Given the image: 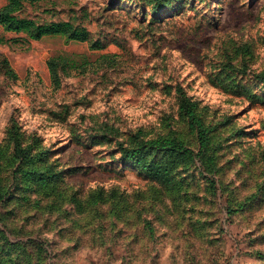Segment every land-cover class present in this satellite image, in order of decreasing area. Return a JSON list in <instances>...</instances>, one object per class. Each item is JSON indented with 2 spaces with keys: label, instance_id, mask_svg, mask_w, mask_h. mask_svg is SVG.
Returning <instances> with one entry per match:
<instances>
[{
  "label": "rangeland",
  "instance_id": "rangeland-1",
  "mask_svg": "<svg viewBox=\"0 0 264 264\" xmlns=\"http://www.w3.org/2000/svg\"><path fill=\"white\" fill-rule=\"evenodd\" d=\"M18 15L104 46L0 27V264H264V0H35ZM14 131L37 154L19 173ZM159 138L190 150L169 183L123 159Z\"/></svg>",
  "mask_w": 264,
  "mask_h": 264
},
{
  "label": "trees",
  "instance_id": "trees-1",
  "mask_svg": "<svg viewBox=\"0 0 264 264\" xmlns=\"http://www.w3.org/2000/svg\"><path fill=\"white\" fill-rule=\"evenodd\" d=\"M35 0H6L5 4L0 7V27L6 31H14L17 33H25L28 38L39 39L43 35H61L66 39L85 41L92 49H99L104 45L100 40H93L90 32L83 27L74 25L70 21H45L43 23L37 22L31 18L21 17L18 12L21 11L26 2L32 3ZM160 3L154 4L152 8H157ZM115 55H106L111 61V66L115 63ZM112 57V58H111ZM112 59V60H111ZM66 59L63 56H53L47 60V66L50 73L51 82L54 87H59L62 83V77L59 70L67 65ZM85 70L87 64L84 65ZM71 73H69L70 75ZM264 74V73H263ZM264 79V75L261 76ZM176 97L179 103V109L186 117L189 124L194 128L197 140L201 147H203L208 139L207 128L204 127V123L200 116L197 114V103L192 100L182 89H176ZM13 141L9 142L12 147V158L16 159L14 165L15 169H12L14 173H19L23 168V164H29L36 159L37 154L30 155V147H25L22 144L19 132L14 131L10 134ZM8 142L7 146L9 147ZM9 147V148H10ZM163 150L166 155L165 162H158L156 159H149L146 154L149 150ZM203 149L199 148V151ZM3 151L0 149V154ZM123 159L125 162H132L139 166L143 171L148 172L149 176H152L157 180H164L166 183L172 182L175 175H171L170 170L173 166H168L166 163H174L177 166V158L184 157V154L190 155V150L177 138H159L151 140L148 144L144 143L138 147H128L123 151ZM180 159V163L184 162V159ZM40 158V156H39ZM30 174L29 171H25L24 175ZM57 176L56 169L49 163L46 164L42 171V182H47L54 179ZM16 177V176H14ZM3 183L0 182V197L3 193ZM8 193L6 190L2 196Z\"/></svg>",
  "mask_w": 264,
  "mask_h": 264
}]
</instances>
